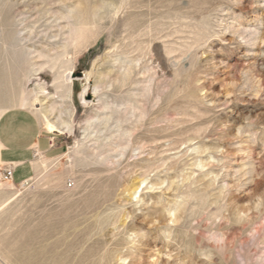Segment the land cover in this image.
<instances>
[{
  "label": "rangeland",
  "instance_id": "1",
  "mask_svg": "<svg viewBox=\"0 0 264 264\" xmlns=\"http://www.w3.org/2000/svg\"><path fill=\"white\" fill-rule=\"evenodd\" d=\"M24 97L60 152L0 173V264H264V0H0V110Z\"/></svg>",
  "mask_w": 264,
  "mask_h": 264
},
{
  "label": "crops",
  "instance_id": "2",
  "mask_svg": "<svg viewBox=\"0 0 264 264\" xmlns=\"http://www.w3.org/2000/svg\"><path fill=\"white\" fill-rule=\"evenodd\" d=\"M0 125V163L16 166L12 182L26 183L32 179L38 155L54 157L60 152L32 108L18 106L6 110Z\"/></svg>",
  "mask_w": 264,
  "mask_h": 264
},
{
  "label": "bare ground",
  "instance_id": "3",
  "mask_svg": "<svg viewBox=\"0 0 264 264\" xmlns=\"http://www.w3.org/2000/svg\"><path fill=\"white\" fill-rule=\"evenodd\" d=\"M111 5V4H110ZM111 8H109V11H111V10H115V12L116 13H118V10L116 11V8H114V6H110ZM63 18H66L69 22H68V24L71 26V28H70V36H69V41H70V43H72V44H76V43H78L80 40H82L83 39V37L84 36H82L80 33H79V30H81V29H79V26H78V24H77V21H73V10H68V13L66 14V15H64V16H62ZM68 25V26H69ZM81 26V25H80ZM82 27V26H81ZM80 27V28H81ZM83 29V28H82ZM82 31V30H81ZM83 31H85V30H83ZM82 33V32H81ZM84 33V32H83ZM86 33V32H85ZM27 39V38H26ZM32 39V38H31ZM67 46V45H66ZM32 47V46H31ZM35 51V50H34ZM32 52V51H31ZM36 70H38V68H36ZM124 70V69H123ZM65 76V75H64ZM69 77H70V74H69V76H68V78L66 77L65 79H63L62 78V76H59V77H57L56 79H55V86L57 87V89L59 90V91H61L64 95V98H63V105H67V107H68V109H69V111H70V113H74V111L76 110V107H75V105H74V102H73V97H72V93H73V88H72V81H71V79H69ZM68 79V80H67ZM42 86V85H41ZM88 91H85L84 92V94H83V96H85L86 95V93H87ZM22 93V92H21ZM39 94V93H38ZM38 101V100H37ZM27 105H30V102L29 101H27L26 99H25V97L21 100V106H27ZM33 105H36L35 104V101H34V103H33ZM31 106H32V104H31ZM7 110V108H2V110H0V117L4 114V112ZM40 110V109H39ZM12 112V111H11ZM5 118V117H4ZM3 118V119H4ZM109 116L108 117H106V121H108L109 120ZM98 119H100V117L98 116ZM3 122V121H2ZM50 124V123H49ZM62 125L63 126H65L69 131H71L72 130V127H71V125H70V123L68 122V121H63V123H62ZM1 126V125H0ZM47 126H52V125H47ZM53 127V126H52ZM56 127V129L58 130V129H61L59 126H55ZM2 132V131H1ZM12 153V152H11ZM17 153V152H16ZM3 156V155H2ZM118 156V155H117ZM115 158V157H114ZM115 160V159H114ZM113 160V158L112 157H105L104 159H103V162L104 163H108V162H114L115 163V161ZM45 162H46V160H44ZM44 161H39V162H37L36 163V165H35V169H36V171L37 172H44V173H48L49 172V164L48 163H44ZM138 182V181H137ZM144 182V180H141V182H140V184L141 183H143ZM140 184L138 185V186H135V188L133 189V193H136L138 190H139V188H140ZM64 219V218H63ZM32 218L31 217H29V220H28V224H29V236L31 237V239H32V237H33V230L30 228L31 226V223H32ZM53 228V227H52ZM71 229V228H70ZM50 230H52L51 229V226L49 225V224H46L45 226H42V228H40V231H42L43 232V234H42V237H49L50 236ZM37 231H39V230H37ZM39 231V232H40ZM38 234V233H37ZM41 234V233H40ZM67 234V233H66ZM76 240H77V235H75L71 240H64V241H59V242H57V244H56V247H59V248H61V250H60V253H62V254H66L67 252H69V251H71L72 249L74 250V249H76L77 250V248H78V245L76 244ZM78 241V240H77ZM41 242V241H40ZM44 242V241H43ZM47 243V242H46ZM37 246V245H36ZM51 246V245H50ZM53 246V245H52ZM39 248V247H38ZM55 249V248H54ZM50 250V249H49ZM58 250V249H57ZM52 251H55V250H52ZM75 251V250H74ZM48 253V252H47ZM55 253V252H54ZM59 253V254H60ZM73 253V252H72ZM47 256V255H46ZM56 256V255H55ZM54 256V257H55ZM61 256V255H60ZM37 257V256H36ZM50 257H52V256H50ZM59 257V256H58ZM42 260V259H41ZM41 260H39V261H41ZM54 260V259H53ZM36 262H37V260H36ZM32 263V262H31ZM39 263V262H38ZM45 263V262H44Z\"/></svg>",
  "mask_w": 264,
  "mask_h": 264
},
{
  "label": "built area",
  "instance_id": "4",
  "mask_svg": "<svg viewBox=\"0 0 264 264\" xmlns=\"http://www.w3.org/2000/svg\"><path fill=\"white\" fill-rule=\"evenodd\" d=\"M15 165L13 163H3L0 167L1 177L11 181L15 171Z\"/></svg>",
  "mask_w": 264,
  "mask_h": 264
}]
</instances>
